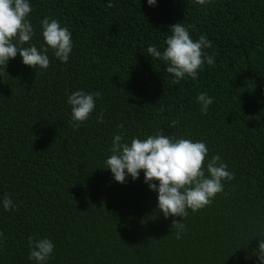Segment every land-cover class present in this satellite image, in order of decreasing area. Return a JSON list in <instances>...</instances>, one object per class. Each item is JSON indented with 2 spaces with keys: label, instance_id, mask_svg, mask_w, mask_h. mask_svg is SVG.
I'll return each mask as SVG.
<instances>
[{
  "label": "trees",
  "instance_id": "1",
  "mask_svg": "<svg viewBox=\"0 0 264 264\" xmlns=\"http://www.w3.org/2000/svg\"><path fill=\"white\" fill-rule=\"evenodd\" d=\"M111 2L108 9L109 0H29L31 43L47 47L41 21L55 18L72 34L70 58L62 63L49 48L47 70L24 65L19 53L0 66V264H36L29 236L55 245L47 264H259L264 0ZM180 22L193 40L206 36L213 47L205 51L217 55L196 80L173 83L147 48L163 51ZM78 90L102 95L74 130L67 99ZM200 93L213 100L207 114ZM160 130L206 143L208 158L218 154L235 174L210 206L188 210L179 239L172 220L182 218L159 212L143 172L120 184L106 169L114 135L130 143ZM5 196L14 211L4 210Z\"/></svg>",
  "mask_w": 264,
  "mask_h": 264
},
{
  "label": "clouds",
  "instance_id": "2",
  "mask_svg": "<svg viewBox=\"0 0 264 264\" xmlns=\"http://www.w3.org/2000/svg\"><path fill=\"white\" fill-rule=\"evenodd\" d=\"M195 2L205 6L211 0ZM147 3L155 6L156 0H147ZM112 7L114 5L109 0L106 8ZM31 12L29 0H0V66L5 69L8 61L15 59L18 53L23 64L34 70L37 67L41 70L49 68V48L62 63H67L70 58L73 50L72 34L55 18L45 17L41 21L42 36L47 47L38 50L31 43L35 35L28 19ZM170 32L163 51L158 50L155 45H149L147 53L167 65L165 70L174 76L173 83H179L186 77L196 80L205 63L210 66L215 64L217 54L209 55L205 51L213 47L206 36L201 35L198 40H193L188 27L181 22L170 26ZM101 95V92L86 93L78 90L68 96L71 126L74 130L79 129L90 118L96 108V100ZM197 100L201 105V112L207 114L213 103L212 98L207 93H200ZM97 122L103 123V113L97 117ZM178 123L179 118L172 121L169 127L174 128ZM119 127L123 129L124 126L121 124ZM109 151L111 154L106 159V169L111 171L117 183L124 184L128 176L135 181L143 172L145 184L151 191L158 192L159 212L165 219L182 218L180 221L172 220L177 239L186 231L183 221L189 215L188 210L196 213L210 206L216 195L224 191V182L235 177L218 154L208 158L206 143L177 139L175 135H165L162 130L143 140L133 137L130 143L125 140L123 133L116 134ZM155 182H158V186ZM3 208L5 211L15 210L10 197H4ZM0 237H3V232H0ZM28 247L29 260L36 264H47L55 245L50 239L29 236ZM253 255L258 258L259 264H264V239H259L258 250Z\"/></svg>",
  "mask_w": 264,
  "mask_h": 264
}]
</instances>
